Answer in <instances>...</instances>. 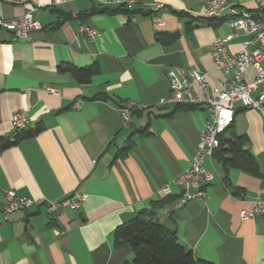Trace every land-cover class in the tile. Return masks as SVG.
<instances>
[{
  "label": "crops",
  "instance_id": "crops-1",
  "mask_svg": "<svg viewBox=\"0 0 264 264\" xmlns=\"http://www.w3.org/2000/svg\"><path fill=\"white\" fill-rule=\"evenodd\" d=\"M205 1L136 0L133 13H109L103 8L116 5L107 0H0V17L34 9L41 25L30 40L0 28V137L14 135L10 121L17 112L26 114L25 129L44 125L0 152V209L8 189L33 199L5 220L0 214V264H133L130 246L116 245L113 230L165 196L170 201L152 218L173 230L195 259L264 264L261 218L239 215L264 199L261 112L234 102L231 123L260 175L225 169L207 156L203 166L212 178L200 185L204 195L179 205L183 190L174 178L195 153L208 113L202 106L158 103L169 93L170 67L207 72L215 83L225 78L209 52L216 37L232 33L230 17L226 11L199 17ZM226 1L237 13L257 6V0ZM82 25L98 29L93 41L80 34ZM243 39L232 37L227 51L236 53ZM87 66L97 72L81 80L66 69ZM253 76L248 68L245 79ZM45 85L57 94L47 93ZM126 101L133 106L125 124L119 107ZM75 191L87 194L79 209L46 211L48 200Z\"/></svg>",
  "mask_w": 264,
  "mask_h": 264
},
{
  "label": "built area",
  "instance_id": "built-area-1",
  "mask_svg": "<svg viewBox=\"0 0 264 264\" xmlns=\"http://www.w3.org/2000/svg\"><path fill=\"white\" fill-rule=\"evenodd\" d=\"M107 3L130 8L136 0H107ZM154 7L158 8L159 5ZM33 10L18 18L0 17V28L9 31L16 39L30 40L31 33L41 29L40 23L33 18ZM224 11L229 14L228 25L232 33L216 37L212 42L209 55L214 68L225 78L215 83L207 72L170 67L166 73L169 93L158 103L161 107L166 105L202 106L208 113L204 128L199 134L195 153L189 160L188 166L174 178V182L183 190L179 205L204 195L200 185L203 181H209L212 173L203 166V162L218 147V135L231 125L234 102H239L244 108L256 109L264 115V1L257 0V6L253 11L237 13L234 6L226 0H206L197 14L203 19H211ZM155 21L157 24L162 23L159 18H155ZM98 33V29L91 25L80 27V34L88 41H93ZM238 35H243L244 39L241 41L240 49L231 54L227 51L226 45L232 37ZM248 68L254 72L250 81L245 79ZM44 89L52 95L58 92L56 87L49 85H45ZM132 106V101H126L119 107L125 124L130 120L129 110ZM74 107L79 108V104L74 103ZM26 119L25 113L17 112L12 115L10 122L15 129H20L24 127ZM190 188L198 190L190 193ZM161 191L163 195L170 193L168 186L162 187ZM86 198V193L75 191L62 199L48 200L46 211L53 214L62 207L79 209ZM4 199L5 203L0 209L2 220L7 219V216L14 211L27 209L33 203L32 198L17 195L10 189L4 191ZM239 215L243 219L260 217L264 225V199L254 200L248 207L241 209Z\"/></svg>",
  "mask_w": 264,
  "mask_h": 264
},
{
  "label": "trees",
  "instance_id": "trees-1",
  "mask_svg": "<svg viewBox=\"0 0 264 264\" xmlns=\"http://www.w3.org/2000/svg\"><path fill=\"white\" fill-rule=\"evenodd\" d=\"M102 11L109 13L135 12V10H130V8L123 5L115 6L114 9L110 10L103 8ZM64 17L67 18L66 15ZM66 69L77 80L89 77L97 72L95 66L66 67ZM175 106L190 108L187 105ZM43 128L44 125L41 122H37L28 129H16L11 137H0V152L22 139L36 135ZM227 133L229 137H226ZM218 139L219 145L214 149L212 155L222 163L225 169L234 167L254 176L260 175L257 161L244 143V140L234 136L232 124L218 135ZM169 201L170 198L168 196L152 201L150 210H145L126 223L117 226L113 230L115 244L126 243L130 246L133 253V264H212L205 260L195 259L191 250L178 242L173 230L167 228L157 219L152 218L156 211Z\"/></svg>",
  "mask_w": 264,
  "mask_h": 264
}]
</instances>
